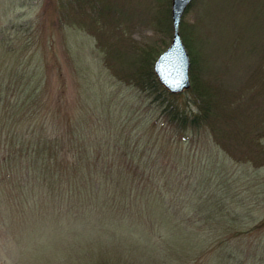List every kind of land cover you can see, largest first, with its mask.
<instances>
[{
    "label": "rangeland",
    "instance_id": "1",
    "mask_svg": "<svg viewBox=\"0 0 264 264\" xmlns=\"http://www.w3.org/2000/svg\"><path fill=\"white\" fill-rule=\"evenodd\" d=\"M170 5L0 0V108L18 111L13 132L42 125L59 136L82 196L107 188L106 199L131 210L125 224L134 214L153 219L136 203L158 199L175 225L174 237L156 226L158 249L142 247L150 227L122 226L113 244L54 259L40 198H0V264H264V0H193L181 21L198 81L173 98L137 79L170 44Z\"/></svg>",
    "mask_w": 264,
    "mask_h": 264
},
{
    "label": "trees",
    "instance_id": "2",
    "mask_svg": "<svg viewBox=\"0 0 264 264\" xmlns=\"http://www.w3.org/2000/svg\"><path fill=\"white\" fill-rule=\"evenodd\" d=\"M193 4L192 2L186 8L187 11ZM171 24H170V27ZM186 24L184 21L180 23V31L182 39L186 45L191 43L185 34ZM190 57V81L191 89L196 86L199 74V65L195 53L188 51ZM149 61L147 60V63ZM139 83L145 85L152 93H163L167 97L173 98L176 95L168 93L157 81L151 66L141 67L138 75ZM179 96V95H178ZM1 98V95H0ZM208 108L202 109L203 119L207 122L209 115ZM168 116L172 120H176L177 109L167 110ZM18 113L13 108L4 111L0 108V198L9 201V199L22 198L23 196H36L39 201V218L38 226L48 227L54 231L51 241L55 242L52 246V254L54 259L65 258L70 251L80 252L82 245H93L97 241L99 245L113 244L116 230L121 227H134L138 230H149V234L145 236L144 249H158L163 244L154 239L156 226L166 223L173 231L171 236L174 237L175 225L172 219L166 216L163 205L158 199H149L146 202L136 203L139 211L152 210L155 212L154 218L149 220L141 215H135L128 218L126 224L124 215H130L131 210L126 209L125 204L120 202L113 203L110 199H106L109 193L107 188L100 186L85 190V193H95L96 200L86 199L82 196V188L78 187L73 181L74 177L80 178L79 186L84 183L83 176L76 172L77 176L72 174L64 167L67 160L68 152L64 148L59 136L52 137L44 135V127L41 125L29 135H21L23 124L19 125V132H13L12 128L16 122L12 121L10 115ZM200 113L192 114L190 117L192 122H197ZM9 118L10 120H6ZM81 125V123H79ZM82 126V125H81ZM5 132L3 133V131ZM75 160L73 168H77L78 156L73 155ZM89 160V159H88ZM94 173V172H93ZM92 173V174H93ZM97 174V172H96ZM91 176V170L88 173ZM96 176V175H95ZM72 181V182H71ZM144 186V185H143ZM142 186V188H144ZM75 195L78 199H75ZM74 198L71 202L68 199ZM14 206L11 204L10 209ZM34 213V210L31 211ZM120 219L122 221L120 222ZM177 233V230H176ZM62 234L64 237L59 236ZM58 235V236H57ZM56 236V237H55ZM185 238L184 235L180 236ZM89 242L92 244H82ZM133 243H137L133 242ZM161 243V244H159ZM166 244V239H164ZM140 245V244H139ZM51 247L50 241L47 244L40 245V253ZM225 261V258L221 259Z\"/></svg>",
    "mask_w": 264,
    "mask_h": 264
},
{
    "label": "water",
    "instance_id": "3",
    "mask_svg": "<svg viewBox=\"0 0 264 264\" xmlns=\"http://www.w3.org/2000/svg\"><path fill=\"white\" fill-rule=\"evenodd\" d=\"M190 2L191 0H171L172 37L170 44L153 64L158 82L172 94L181 93L190 87V58L179 31L182 14Z\"/></svg>",
    "mask_w": 264,
    "mask_h": 264
}]
</instances>
